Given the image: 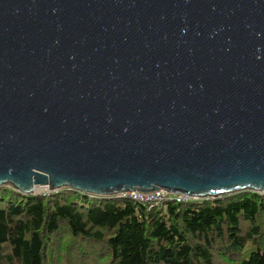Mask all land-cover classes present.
<instances>
[{
    "label": "water",
    "instance_id": "1",
    "mask_svg": "<svg viewBox=\"0 0 264 264\" xmlns=\"http://www.w3.org/2000/svg\"><path fill=\"white\" fill-rule=\"evenodd\" d=\"M264 194V0H0V186Z\"/></svg>",
    "mask_w": 264,
    "mask_h": 264
},
{
    "label": "trees",
    "instance_id": "2",
    "mask_svg": "<svg viewBox=\"0 0 264 264\" xmlns=\"http://www.w3.org/2000/svg\"><path fill=\"white\" fill-rule=\"evenodd\" d=\"M258 254L264 194L253 191L151 207L67 187L44 195L0 186V264H253Z\"/></svg>",
    "mask_w": 264,
    "mask_h": 264
},
{
    "label": "built area",
    "instance_id": "3",
    "mask_svg": "<svg viewBox=\"0 0 264 264\" xmlns=\"http://www.w3.org/2000/svg\"><path fill=\"white\" fill-rule=\"evenodd\" d=\"M36 192L41 193L39 191H36ZM120 196L130 197L132 199L138 200L140 202H143V203L149 204V205H150V203L155 204V202H156V204H158V203L168 201V200H173L176 202H186L188 199H195V198L190 197L186 194L170 193V192H167V191L162 190V189L154 191V192H150V193H141L138 191H130V192L121 193ZM198 200H201V199H198Z\"/></svg>",
    "mask_w": 264,
    "mask_h": 264
},
{
    "label": "rangeland",
    "instance_id": "4",
    "mask_svg": "<svg viewBox=\"0 0 264 264\" xmlns=\"http://www.w3.org/2000/svg\"><path fill=\"white\" fill-rule=\"evenodd\" d=\"M4 185H6V184H4ZM7 186H11V185H7ZM12 187V186H11ZM47 187H45L43 190H41V189H38L39 190V192H41V194H44V195H46V194H48V192H50V190L47 188ZM58 190V189H57ZM243 191H245V190H243ZM249 191V190H248ZM121 194V193H120ZM120 194H117L116 195V197H122V196H120ZM222 196V195H221ZM218 197H220V196H218ZM207 199H212L211 197L210 198H207ZM168 201H173V200H168ZM165 202V201H164ZM163 202V203H164ZM176 202V201H175ZM162 203V202H161ZM159 204V203H158ZM157 204H156V202H155V204L154 203H150V206L152 207V206H156ZM97 249V248H96ZM100 251V250H99ZM98 251V252H99ZM98 252H96V253H98ZM96 253H94V252H90V253H88L87 255H86V257H88V259H90L92 256H94ZM100 262L101 261H97V263L96 264H100ZM217 263H219V264H224V261L220 258V259H218L217 260ZM63 264H65L64 262H63ZM253 264H264V259L262 258V256L260 255V254H258L257 255V258L253 261Z\"/></svg>",
    "mask_w": 264,
    "mask_h": 264
},
{
    "label": "bare ground",
    "instance_id": "5",
    "mask_svg": "<svg viewBox=\"0 0 264 264\" xmlns=\"http://www.w3.org/2000/svg\"><path fill=\"white\" fill-rule=\"evenodd\" d=\"M44 188H45V187H44ZM44 188H43V189H44ZM43 189H41V190H43ZM46 189H47V188H46ZM36 191H39V190L36 189ZM235 193H237V192H235ZM231 194H233V193H231ZM191 200H195V199H188L187 201H191Z\"/></svg>",
    "mask_w": 264,
    "mask_h": 264
},
{
    "label": "clouds",
    "instance_id": "6",
    "mask_svg": "<svg viewBox=\"0 0 264 264\" xmlns=\"http://www.w3.org/2000/svg\"><path fill=\"white\" fill-rule=\"evenodd\" d=\"M50 192H51V191H50ZM50 192H49V193H50ZM35 193H37V192H36V189H34V193H32V194H35ZM49 193H48V194H49Z\"/></svg>",
    "mask_w": 264,
    "mask_h": 264
}]
</instances>
